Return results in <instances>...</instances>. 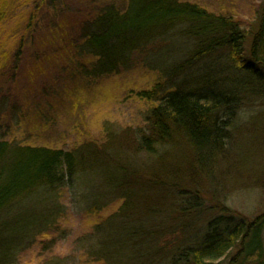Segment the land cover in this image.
I'll return each mask as SVG.
<instances>
[{
  "label": "trees",
  "instance_id": "16d2710c",
  "mask_svg": "<svg viewBox=\"0 0 264 264\" xmlns=\"http://www.w3.org/2000/svg\"><path fill=\"white\" fill-rule=\"evenodd\" d=\"M7 1L0 0V11ZM130 1L131 11L110 3L96 16L100 46H88L95 56L89 73L130 68L133 50L170 30L187 39L186 48L158 67L161 76L150 87L136 92L150 104L142 126L105 124L102 139L70 149L0 138V264H16L36 240L56 230L60 196L65 190L74 196L75 180L85 172L101 176L108 189L88 210L121 201L94 225L106 234L96 259L109 264L112 255L128 249L135 257H157L171 248L168 241L161 250L155 247L166 235L176 246L163 264H264V208L248 218L216 194L237 167L230 151L237 145L239 110L247 95L264 93V2L246 29L189 1ZM220 50L225 66L217 55L196 65ZM228 66L247 76L226 73ZM214 207L211 215L207 209ZM163 213L173 225H165ZM153 220L157 227L144 229Z\"/></svg>",
  "mask_w": 264,
  "mask_h": 264
},
{
  "label": "rangeland",
  "instance_id": "374dc122",
  "mask_svg": "<svg viewBox=\"0 0 264 264\" xmlns=\"http://www.w3.org/2000/svg\"><path fill=\"white\" fill-rule=\"evenodd\" d=\"M182 1L230 16L246 29L254 25L264 2ZM110 3L129 11L133 8L130 0H8L5 6L2 3L0 138L70 149L102 139L105 124L115 128L144 124L150 104L136 92L150 87L161 76L158 67L180 54L187 39L170 30L144 49L133 50L130 68L99 75L89 73L95 56L86 52L88 46H100L94 36L100 33L95 18ZM91 34L94 38H90ZM243 52L247 57L248 52ZM215 55L224 66L228 63L225 50H220L196 65L203 66L205 61L207 65ZM225 68L226 73L247 76L236 67ZM251 94L246 96L236 119L239 131L234 143L237 145L230 151L235 153L236 172H231L233 179L227 180L225 187L216 190L232 212L248 218L264 208V93ZM101 181L102 177L96 173L81 174L73 186L75 195L65 190L60 196L62 206L56 218V230L36 240L19 255L16 264H46L57 260L61 264H107L95 257L106 234L95 231L94 225L109 216L121 201L114 199L100 210H88L93 199L108 192ZM207 210L217 213L215 207ZM163 215L165 225H173L175 221L168 214ZM157 224L153 220L144 229H155ZM167 241L171 248L167 245L164 249ZM172 246H176L173 236L162 235L155 243L156 249L163 248L157 257L139 258L134 252L132 256L129 249L119 250L109 264H163L164 256L174 250Z\"/></svg>",
  "mask_w": 264,
  "mask_h": 264
}]
</instances>
